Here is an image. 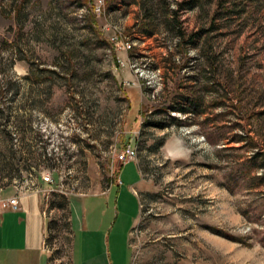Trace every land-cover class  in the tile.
Instances as JSON below:
<instances>
[{
	"label": "rangeland",
	"instance_id": "rangeland-1",
	"mask_svg": "<svg viewBox=\"0 0 264 264\" xmlns=\"http://www.w3.org/2000/svg\"><path fill=\"white\" fill-rule=\"evenodd\" d=\"M0 112V200L42 195L49 264L103 248L101 211L113 256L138 218L130 264H264V0H0Z\"/></svg>",
	"mask_w": 264,
	"mask_h": 264
},
{
	"label": "crops",
	"instance_id": "crops-1",
	"mask_svg": "<svg viewBox=\"0 0 264 264\" xmlns=\"http://www.w3.org/2000/svg\"><path fill=\"white\" fill-rule=\"evenodd\" d=\"M127 163L129 162L119 167L118 179H116L104 193L94 195L93 197L102 199L105 205L109 204L110 200H114V207L117 209L118 197L121 193L120 173L123 166ZM139 173L141 175L140 170ZM132 191L136 193L133 189ZM18 197L20 205L18 211L0 208V264H49L48 250H46L48 219L43 207L42 195L37 192H30L18 195ZM105 216L106 213L101 211L97 223L93 226L94 231H92L103 233V248L88 258L83 264H130L131 252L129 236L138 218L134 217L129 224L128 230L125 231L123 238L124 251L113 256L110 252L109 240L111 238V230L117 223L118 215H116L114 220L110 219L108 223L105 220ZM106 224L107 228L101 231ZM71 243L72 261L73 242ZM124 252L129 254V260H127V262L123 260Z\"/></svg>",
	"mask_w": 264,
	"mask_h": 264
},
{
	"label": "built area",
	"instance_id": "built-area-1",
	"mask_svg": "<svg viewBox=\"0 0 264 264\" xmlns=\"http://www.w3.org/2000/svg\"><path fill=\"white\" fill-rule=\"evenodd\" d=\"M101 3L98 6L94 7V11L100 13ZM122 48L124 50H128L131 48V45L128 41L122 42ZM115 158L118 163L124 164L128 161H131L136 158V149L132 147L130 144L125 145L116 155ZM44 182H52L49 177H44ZM19 197L13 196L4 200H0V208L4 210H13L18 211L20 209L19 205Z\"/></svg>",
	"mask_w": 264,
	"mask_h": 264
},
{
	"label": "trees",
	"instance_id": "trees-1",
	"mask_svg": "<svg viewBox=\"0 0 264 264\" xmlns=\"http://www.w3.org/2000/svg\"><path fill=\"white\" fill-rule=\"evenodd\" d=\"M85 1H86V0H85ZM91 12L95 14V11L93 10V8H92ZM94 14H93V15H94ZM93 26H94V25H93ZM145 34L148 35V36H151V35H152V32H146ZM180 36H182V34H179V37H180ZM192 104H193V105H192L193 107L196 106L195 103H192ZM182 111L185 112L186 110L183 109ZM0 113H1V112H0ZM9 139H10V138H9ZM48 229H49V227H48Z\"/></svg>",
	"mask_w": 264,
	"mask_h": 264
}]
</instances>
